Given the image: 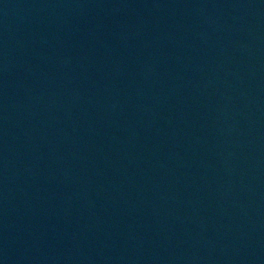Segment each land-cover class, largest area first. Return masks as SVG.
Masks as SVG:
<instances>
[{"label": "water", "instance_id": "obj_1", "mask_svg": "<svg viewBox=\"0 0 264 264\" xmlns=\"http://www.w3.org/2000/svg\"><path fill=\"white\" fill-rule=\"evenodd\" d=\"M0 264H264V0H0Z\"/></svg>", "mask_w": 264, "mask_h": 264}]
</instances>
